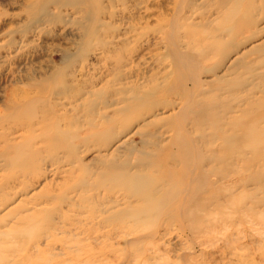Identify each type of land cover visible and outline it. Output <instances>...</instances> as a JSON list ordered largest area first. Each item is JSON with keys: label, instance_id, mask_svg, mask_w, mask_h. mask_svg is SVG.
Here are the masks:
<instances>
[{"label": "rangeland", "instance_id": "obj_1", "mask_svg": "<svg viewBox=\"0 0 264 264\" xmlns=\"http://www.w3.org/2000/svg\"><path fill=\"white\" fill-rule=\"evenodd\" d=\"M78 1L0 0V135L25 138L44 131V123L40 128L34 115L9 117L13 109L8 102L16 90H30L32 98L39 100L34 108L37 115L46 111L53 116H72L76 123L70 129L79 132L71 153L63 148L58 152L65 160L59 172L47 166L50 161L41 165L39 161L40 167L27 172V178L20 175L18 166L0 169V264H264V188L258 189L256 180H247L252 174H260L264 183V155L255 156L251 149L256 139L234 143V152L244 155L230 157L233 164L212 171L210 177L217 182L211 190L199 194L200 203L211 194L215 198L201 205L198 217H187L183 213L187 208L182 209V204H177L180 209L161 216L131 217L136 208L129 203L139 204L138 200L134 197L129 201L124 187L109 194L111 183L96 174L102 170L99 156L118 154L121 160L129 157L134 161L141 149L157 153L160 148L156 147L161 145L166 148L157 153L160 157L171 152L182 156L192 153L193 146L207 142L198 140L200 133L218 134L222 127L219 121H224L220 116L234 114L228 103L243 94L217 90L219 75L249 80L251 104L245 110L239 107L234 128H253L259 140L264 139V61L259 60L264 55L255 52L264 45V0H180V15L190 22L206 23L208 30L219 25L226 8L233 6L235 17L241 18L245 4H249L253 7L251 27L239 29L231 41L228 35L208 39L218 45L230 42L222 45L223 53L212 57L222 59L221 67L212 70L207 66L198 73L208 92L195 97L196 105L183 109V101L178 98L181 87L158 90L143 98L147 104L142 111L147 106L154 109L150 115H131L126 117L128 125L123 130L118 123L112 133L92 137L87 133L99 131L101 124L90 128L83 116L93 112L88 106L90 101L105 98L92 94V90L113 91L120 82L149 84L154 76L157 82L166 78L174 82L177 78L170 56L172 43L164 38L165 32H147L145 19L134 28L126 21L149 13L150 26L156 25L169 11L173 12L176 4L174 0H142L139 9L135 7L139 0H127L126 4L99 0L98 5ZM146 4L152 5L147 11ZM90 15H99L102 21L118 28L114 34H120V38L104 36L103 32L104 45L97 40L89 42ZM203 33L207 36L208 31ZM120 40L128 43L123 49H119ZM181 44L182 50L191 52L185 63H193L197 48L189 50L184 42ZM246 55L253 64L252 71L242 74L244 69L238 68L239 64L231 68L232 73L226 70L231 62ZM120 58L121 76L117 75ZM43 79L47 82L42 83ZM63 84L72 90L58 93L51 89ZM38 87L47 89L38 92ZM76 104L80 105L78 109L74 108ZM150 119L153 121L144 126ZM29 123H34V130ZM60 123L65 127L66 119L63 117ZM225 126L231 127L230 123ZM35 141L27 143L43 148L48 144L38 138ZM221 142L222 138H216L208 146L215 148ZM25 152L27 155L28 149ZM51 152L47 149L44 155ZM227 160L207 164L220 166ZM173 164L170 160L158 170L163 175L179 174L184 166ZM223 173L226 175L219 178ZM187 202L192 206L196 203L194 199Z\"/></svg>", "mask_w": 264, "mask_h": 264}, {"label": "bare ground", "instance_id": "obj_2", "mask_svg": "<svg viewBox=\"0 0 264 264\" xmlns=\"http://www.w3.org/2000/svg\"><path fill=\"white\" fill-rule=\"evenodd\" d=\"M79 1L85 2L86 0ZM89 1H91L93 5H98L99 2V0ZM114 1L121 2L122 4H126L127 2V0ZM179 1L180 0H174L176 5L173 9V12L171 14H168L170 12L169 11L166 16H160L162 17L161 21L158 20L156 25L150 26L149 17H151V14L149 13H147L145 16H141L138 19L135 18L131 20H126L130 24V27L134 28V26L136 27L138 24L142 23V19H145V29L147 32L154 29L156 31L158 30L161 32H165L164 38H166L169 43H172L170 49V56L173 60V73L175 74L174 76L177 75V78L175 80L172 78L174 82H171L169 78H166V80H164L163 82H157V78L156 76H154L148 82L149 84L146 83L144 85H141L142 83H132L124 85L120 82L118 83V85L120 86L115 88L113 91H109L106 89L92 90V94L97 95L99 97L105 96V98H102L100 102L93 100L88 103L90 109L93 108V112L90 115L84 114V123L90 128L92 126L95 127L101 124L99 131H95L94 133H87L89 134L88 136H98V134L100 136H106L112 133L113 130H115V126L118 123L123 130L128 125L126 117H131V115L136 117H140L142 115H150L151 112H154V109H152V106H147V108L142 111V107L147 104V102H145L143 98L144 96H150L151 94L156 93L158 90L171 91L175 87H181L182 90L178 98L183 101V109L187 108V105H196L195 97L197 95L206 94V92H208L206 88L202 87L203 85L201 80L199 79L198 73H200V71H202L207 66L213 67L212 70L215 67H221L223 64L221 61L222 59H220L219 57L218 59H212V57L224 52V49H222V45L227 46L228 42L236 38V32L239 29H241L242 27L244 28L245 26L251 27L250 22H252L253 20V12L251 11V9H253V7L249 4H245V10L241 18L235 17L234 11L236 9L233 6L226 8L225 14L219 22V25L217 24L214 28L208 30L206 23L195 21L190 22V19L187 16L180 15L181 12ZM151 6L152 5L149 6V4H146L144 6V9L147 11L149 8H151ZM135 7L139 9L142 8V0L137 1L135 3ZM46 8L47 7L45 5L42 6V12L44 11L45 13ZM88 20L89 27L91 29L89 42H91V40H97L99 43L101 42V44L104 45L105 41H103L102 43V37L111 34L113 35V37L115 36L120 38V34H114L116 31H118V28L112 27L110 24L102 21L99 15H90V18ZM170 28H173V31ZM176 30L179 31L176 32ZM205 31H208L207 36H205L203 33ZM103 32L105 34L104 36H102ZM227 35L229 36L228 39L230 41H225L223 44L221 42V44L218 45L208 40L210 38L213 39L217 37H225ZM138 36H142V32H140ZM181 42H184V44L187 45L186 47L189 50L193 49L194 46L197 48L198 52L194 51L192 55L194 57L192 58V60H194L196 57L193 63L192 61L191 64L185 63L187 60L186 58L191 55V52L182 50L184 46H182ZM118 45L119 49H123L124 47H126V45H128V43L127 41L122 42V40H120L118 41ZM255 52L259 53V55H264V45L258 48ZM246 57L247 55L244 56L242 60L236 59L233 63L231 62L232 64L230 63L227 66L226 70H231L232 73L233 71L231 68L234 65L239 64L238 68L241 67L244 69L241 70L242 74L245 72L252 71L253 64L247 61ZM259 60H261L260 62L262 63L264 61V57L260 56ZM121 62L122 61L120 58L117 61V64H119V70L117 72V75L121 74ZM181 64H183V66ZM168 75L169 73L166 74V76ZM47 79H50V77H48ZM188 79L191 81L190 84L187 83ZM236 79L237 78H223L220 75L217 76V80L219 81L220 85V88H217V90H226L228 94L237 93L238 95L239 92H242L243 94L241 97H237L234 102L228 103V108H231V111H233L234 114L227 116L226 112L220 116V118L224 119V121H219V127L221 125L222 127H220L218 134L216 133V131H211L209 133H200V135H198L197 137L198 140L207 142L193 146L192 153L179 156L176 152H171L167 157L162 158L160 157L161 154L157 153H160L161 150L164 151L166 146L161 145L156 147V149L160 148V151H157V153L152 150L148 151L141 149L140 154L136 156V159H134V161H132L129 157L125 158L124 160H121L118 154L98 157V161L102 165L100 167L102 168V170L96 172V174L111 183V185L107 189V192L109 194H113L116 190L122 189L124 187V190L127 192V198H129V201L132 200L131 198L134 197L138 200L139 204H134L132 202L129 203L131 207L136 208L134 214H129V216H161V214H163L164 212L174 211L178 208L180 209V206L178 205L182 204V209L187 208L186 211L183 212L187 217H198L200 216V211L202 210L201 207H203L201 205H206L207 202H211L215 198V194H211L209 197H207V201H203L202 204L200 203L202 199H200L199 194L211 190L212 184L217 182V180L212 181L210 177L212 171L217 168L221 169L225 167V165L228 166L229 164H233L231 160L229 162L230 157L237 158L239 156L241 157L242 155H244L243 152H234V143L238 141L242 142V140L249 141L251 139H256V143L254 147L251 145V149L253 150L255 156H259L262 154L264 155V139L262 138L261 140H259L261 137L260 135L256 134V131L253 128H248L246 130H243L242 128L236 130L234 128L233 123H237L239 120V115L235 113L239 110V107H242L240 108L241 110H245L246 108L250 107V94L252 92V88L248 87L250 84L248 79ZM152 80H154L153 83L151 82ZM44 82H47V80L43 79L42 83ZM150 82L152 83L151 85ZM145 85H147L148 87H145ZM70 87L71 86H69L68 84H63L61 87L58 86L51 89L53 91L55 90V92L62 93L68 90H72V88ZM44 89L47 88L38 87L37 91L41 92ZM23 91L24 92L21 91V93L17 92L16 90L13 96L10 98L8 106L11 107L13 111L10 112L9 117H15L14 115L19 113L29 114L32 116L34 115L38 119L36 123H40L41 125L40 128L44 123V131L40 133L36 132L39 134L33 133V135H31L30 137L25 138L19 136L14 138L8 134H1L0 169H7L11 166L13 170L14 166H18L20 167L18 169V172H21L20 175L22 177L27 178V172L36 169L37 166H39L37 164L39 161H41L40 165L41 163L45 164L50 161L47 166L51 167V169H55L56 172H59L60 163L65 160L63 159L62 155L58 154V152H60L61 148H63L65 149L64 152L71 153V151H73L74 146L76 145L74 144V140L76 137H79L78 131H75V129H70L73 124L76 123V121L72 116H63L67 122L65 127H63L60 123V120L63 119V117L61 116V118L58 115L53 116L46 111H41V114L37 115V113L34 112V108L35 104L39 100L35 99L34 97L32 98V92L30 90ZM112 95H114L115 97H112ZM99 103H101V105H99ZM79 106V104H76L74 108L78 109ZM110 107H113L111 108L112 110H108ZM152 121V119L146 120L144 126L148 125ZM226 123H230L231 127H226ZM33 125L34 123H29L28 126H30V128L34 130ZM202 137L204 138V140ZM37 138L46 143L48 142V144L45 145L44 148L38 146L30 147L27 142L33 141V139L35 141V139ZM86 138L87 136H85V139ZM216 138H222L220 146L217 145V147L215 148L209 147L208 145H212L213 143H215ZM25 149H28L29 151L27 155H25ZM47 149H51L52 152L48 153L47 155H44ZM170 160L172 164L174 163L173 165L175 167L179 166V164L184 166L182 167V170L179 174H177V172H169L170 174L167 173L163 175L158 170L160 167H163V164L167 166ZM213 160H227V162L226 164L224 163L220 166L207 164L208 161L212 162ZM68 163L71 164L73 163V161L69 160ZM205 165L208 166L206 167ZM243 167L246 170L250 169L249 166ZM20 169L22 170L20 171ZM238 169L239 168H235V170ZM251 170H253V167L251 168ZM90 174L88 178L91 177ZM224 175L226 174H221L219 178H223ZM14 176L15 173L12 177ZM9 177L11 178V175H9ZM251 179L256 180L258 182V189L264 188V183L261 182L262 179L260 174H252V176H250L247 180ZM3 187L6 186L3 185ZM190 199H194L196 201L193 206L192 204H185Z\"/></svg>", "mask_w": 264, "mask_h": 264}]
</instances>
